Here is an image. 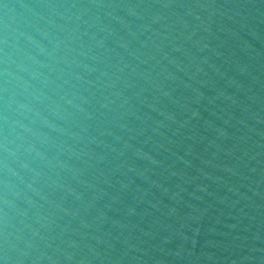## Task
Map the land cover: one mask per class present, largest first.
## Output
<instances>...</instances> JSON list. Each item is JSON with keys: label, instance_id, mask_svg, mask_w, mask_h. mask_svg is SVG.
Here are the masks:
<instances>
[{"label": "water", "instance_id": "water-1", "mask_svg": "<svg viewBox=\"0 0 264 264\" xmlns=\"http://www.w3.org/2000/svg\"><path fill=\"white\" fill-rule=\"evenodd\" d=\"M0 264H264V0H0Z\"/></svg>", "mask_w": 264, "mask_h": 264}]
</instances>
